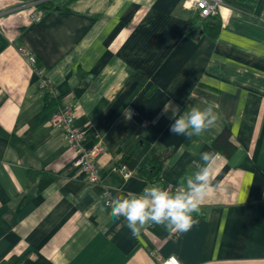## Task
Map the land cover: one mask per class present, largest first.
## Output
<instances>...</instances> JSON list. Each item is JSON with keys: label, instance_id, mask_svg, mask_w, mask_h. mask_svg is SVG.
<instances>
[{"label": "crops", "instance_id": "1", "mask_svg": "<svg viewBox=\"0 0 264 264\" xmlns=\"http://www.w3.org/2000/svg\"><path fill=\"white\" fill-rule=\"evenodd\" d=\"M44 1L56 5L44 10ZM196 10L192 0H0V264H159L170 255L264 264V0H226L216 35L193 39L185 31ZM36 70L56 89L48 105ZM168 101L179 114L211 103L218 120L201 136L174 135L171 110L162 114ZM61 102L73 107L84 145L102 147L98 184L72 164L51 121ZM225 127L229 157L212 146ZM163 151L159 186L169 190L203 164L200 153L216 154L193 213L199 223L187 233L152 224L133 236L101 188L114 199L142 192L152 184L141 168Z\"/></svg>", "mask_w": 264, "mask_h": 264}, {"label": "clouds", "instance_id": "2", "mask_svg": "<svg viewBox=\"0 0 264 264\" xmlns=\"http://www.w3.org/2000/svg\"><path fill=\"white\" fill-rule=\"evenodd\" d=\"M169 110L172 112L170 118H175L170 131L177 136H201L218 120V114L211 103L203 108L193 106L179 114V107H173L172 102L168 101L164 104L162 114L166 115ZM123 112L126 120L132 119L134 113L131 108H125ZM200 159L203 164L184 181V186L179 190L173 192L151 185L140 193L118 196L111 202V216L114 219L123 217L133 236L152 224L161 225L170 232L187 233L199 223L193 213H199L211 187L212 165L216 154L202 152ZM171 264H179V261L173 257Z\"/></svg>", "mask_w": 264, "mask_h": 264}, {"label": "built area", "instance_id": "3", "mask_svg": "<svg viewBox=\"0 0 264 264\" xmlns=\"http://www.w3.org/2000/svg\"><path fill=\"white\" fill-rule=\"evenodd\" d=\"M193 6L199 10L201 16H207L210 14H218L219 11L226 6V0H192ZM43 10L37 9L35 18L40 19L42 17ZM264 18V16H260ZM19 50L25 55L27 61L34 66L35 58L29 54L25 49L19 47ZM40 74L39 89L42 93L47 94L51 98H57V92L52 83H50L42 74L40 70H36ZM53 125L60 128L65 135V142L68 147L74 150L75 155L72 160V164L77 166L80 171L83 172L87 181L92 184L100 183V169L97 165V158L100 154L102 147L99 143L86 147L84 145L85 130L80 129L74 125V113L73 107L70 104L61 102L58 104L56 110L51 116ZM114 171H119L124 175H129V169L125 164H118L113 167ZM178 185L171 187V191L175 192L179 190ZM102 204L105 207H110L112 200L114 199L111 191L108 187L102 186L100 193ZM173 255L167 257L157 256L156 259L159 264H171ZM176 260H178L175 257ZM179 261V260H178ZM180 264V262H179Z\"/></svg>", "mask_w": 264, "mask_h": 264}, {"label": "trees", "instance_id": "4", "mask_svg": "<svg viewBox=\"0 0 264 264\" xmlns=\"http://www.w3.org/2000/svg\"><path fill=\"white\" fill-rule=\"evenodd\" d=\"M56 4L49 1L40 2L38 6L44 10L53 9ZM220 27V19L217 14H210L207 16H201L199 10L197 9L193 16L191 17L187 29L185 31L186 36L190 38H198L202 33H206L210 36H215ZM45 104H50L52 99L48 97L47 94L44 95ZM231 134L228 128H223L221 132L213 140V148L222 156L229 157L235 150V144L230 139ZM165 156V152L153 153L151 163L141 168V171L145 175L147 181L152 185L159 186L160 184V168ZM125 164L133 166V162L128 160L124 161ZM127 164V165H128ZM6 264V263H3ZM11 264H19V260Z\"/></svg>", "mask_w": 264, "mask_h": 264}]
</instances>
